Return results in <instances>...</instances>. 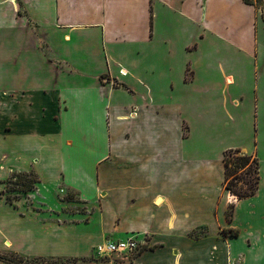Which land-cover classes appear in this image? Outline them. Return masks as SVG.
<instances>
[{"label": "crops", "instance_id": "crops-1", "mask_svg": "<svg viewBox=\"0 0 264 264\" xmlns=\"http://www.w3.org/2000/svg\"><path fill=\"white\" fill-rule=\"evenodd\" d=\"M261 25L244 0H0L4 179H39L0 200V254L117 264L95 247L136 238L120 264H264V111H240ZM230 149L256 195L225 189Z\"/></svg>", "mask_w": 264, "mask_h": 264}, {"label": "rangeland", "instance_id": "rangeland-1", "mask_svg": "<svg viewBox=\"0 0 264 264\" xmlns=\"http://www.w3.org/2000/svg\"><path fill=\"white\" fill-rule=\"evenodd\" d=\"M250 2H252V4L258 9V13L259 16H261L262 20L264 21V0H249ZM244 2L246 3V0H244ZM260 11V12H259ZM264 26H260V33H259V39H258V43L259 46H263L264 47ZM260 52H259V56L258 58H249L246 59L245 61V70L246 73H249V76L246 77L245 81H243L242 85H243V89L241 95L242 97H244L245 99L243 100V105L240 109V111H245L246 113V117H248L250 115V113H253V111H255L256 108V104H257V108L258 111H264V49L263 48H259ZM196 60H205L202 59L201 56H197ZM199 63H203V62H199ZM259 68L261 69V71H258ZM191 75L190 71L187 72V77L189 78V76ZM258 76H261L262 78V82L261 85L258 87ZM240 93V92H239ZM238 93V94H239ZM240 96V97H241ZM239 97V99H240ZM200 99H196V103H199ZM167 125V123L165 124ZM2 127V123L0 122V129ZM169 127V125H168ZM172 127V126H170ZM245 130H248V127L245 128ZM183 135L184 137L188 136V132H189V126L187 123H184L183 125ZM193 147V146H192ZM194 149V147H193ZM191 150V148H190ZM192 152V150H191ZM3 157L2 154L0 153V200L4 199L7 202V194H2L3 190L4 191H8L9 188H16V189H21L22 185H16L14 184L15 181H13V184H7L6 182L8 181V179H11V175L13 174V172L10 173L8 178L4 179L5 176V169L3 168ZM251 172L246 175V169L244 170H240L238 173V177H239V182H238V186L241 187L243 186L244 188L248 187V184L245 183L246 179H250L253 180V183L256 182L257 180V168H256V164L252 163L251 164ZM32 179V178H30ZM2 192V193H1ZM25 194L27 193H12L13 196L15 195H20V196H25ZM60 196H62L63 199L68 200V201H76V199L74 198L75 195L73 193H59ZM16 202L14 201V204ZM73 208H71L70 210H66L69 213H74L76 212L77 208L75 206H72ZM80 208V207H79ZM80 212H86L85 210L80 211ZM200 233L205 234L204 230L200 229L199 231ZM0 264H66L68 261L65 259H46V260H36V259H26V258H22L19 256H15L12 257L11 254H0ZM122 257H119V259H114L115 262L117 264H120L122 262V260L120 259ZM103 261H106V259H100ZM108 261L110 259H107Z\"/></svg>", "mask_w": 264, "mask_h": 264}, {"label": "trees", "instance_id": "trees-1", "mask_svg": "<svg viewBox=\"0 0 264 264\" xmlns=\"http://www.w3.org/2000/svg\"><path fill=\"white\" fill-rule=\"evenodd\" d=\"M259 1V0H258ZM246 4L252 5V2L246 0ZM256 164L257 168V180L253 183V180L246 179L245 183L248 184L247 188L243 186H238V173L240 170L246 169V175L251 172V164ZM224 165H225V189L230 191L233 195H235L239 200L252 197L256 195L259 186V161L256 157L249 156L243 154L240 150H227L224 154ZM32 178V179H30ZM22 185L21 189L9 188L8 191H3L2 194H7V200L9 203L14 204L16 198L19 195L13 196L12 193H29L36 189L37 184L39 183V179L34 173H13L11 179H9L7 184ZM232 235H237V232L233 231ZM12 257L17 255L11 254ZM2 258V257H0ZM36 260H44V259H36Z\"/></svg>", "mask_w": 264, "mask_h": 264}, {"label": "built area", "instance_id": "built-area-1", "mask_svg": "<svg viewBox=\"0 0 264 264\" xmlns=\"http://www.w3.org/2000/svg\"><path fill=\"white\" fill-rule=\"evenodd\" d=\"M144 245L136 238L120 241L106 240L95 247V252L99 259H111L118 256L130 257L140 253Z\"/></svg>", "mask_w": 264, "mask_h": 264}]
</instances>
